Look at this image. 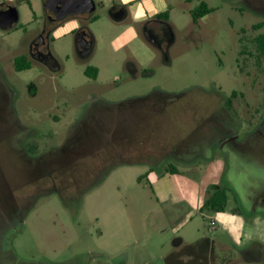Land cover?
Segmentation results:
<instances>
[{"label":"rangeland","instance_id":"1","mask_svg":"<svg viewBox=\"0 0 264 264\" xmlns=\"http://www.w3.org/2000/svg\"><path fill=\"white\" fill-rule=\"evenodd\" d=\"M6 1L16 3L20 21L9 33L0 28V66L17 92V117L42 151L58 152L66 138L79 133L87 137L80 124L100 99L132 97L137 109L146 100L158 113L155 124L137 135L131 154L123 160H88L73 180L63 173L57 189L31 183L10 148L8 131L0 127V174L11 179L0 177V190L13 193H7L11 202L0 206V225L6 227L11 211L18 209L23 221L8 226L16 228L8 242H0V264H167L165 257L181 238L194 242L205 236L216 241L213 264H229L243 260L238 248L226 245L229 236L244 249L252 241L264 246V213L252 211L237 186L264 179V130L245 151L209 149L204 140L217 134L227 112L224 103L234 93L233 112L244 122L243 131L264 116V57L258 60L252 45L264 33V0H164L172 30L165 59L146 43L140 24L135 37L127 25L108 17L107 0H95L100 19L89 24L96 37L89 57L77 51L78 19L53 27L51 61L54 70L61 69L58 74L41 66L16 72L15 59L27 54L45 26V0ZM201 3L213 12L195 25L191 15ZM128 58H137V64L150 61L145 66L152 75L131 80L124 71ZM32 81L39 83L37 96L29 93ZM3 121L0 116V126ZM190 136L200 145L188 144L179 160L150 157L154 143ZM169 165L179 172H165ZM96 168L105 175L89 186L87 175ZM149 172L154 190L142 178ZM213 185L228 188L222 215L204 207ZM214 219L215 228L208 227ZM245 235L256 240L245 242ZM206 255L211 260L213 254Z\"/></svg>","mask_w":264,"mask_h":264},{"label":"flooded vegetation","instance_id":"2","mask_svg":"<svg viewBox=\"0 0 264 264\" xmlns=\"http://www.w3.org/2000/svg\"><path fill=\"white\" fill-rule=\"evenodd\" d=\"M3 4L4 6L10 5L18 9L16 3L0 0V12L4 10V6L1 7ZM96 11L94 13H84L74 17H68L61 22H50L45 15V26L30 43L27 54L15 59L14 69L16 72L27 73L35 66H41L53 74H58L61 69L59 68L58 71H55L51 61V33L56 24L63 23L69 19H78L81 22V26L76 33L77 51L81 58L89 57L94 50L96 42V37L90 30L89 24L95 23L100 19ZM107 12L108 17L116 24L127 25L134 32L135 37H137V24H140L144 39L150 48H154L156 52H160L164 59L169 56V44L172 34L171 26L169 25L170 13L168 17L162 16L165 13L163 12L137 21L133 18L129 8L116 0H111ZM191 16L195 25H198L200 20L204 18L195 22L193 15ZM17 26L3 31L9 33L17 29ZM82 41H87L91 44L89 46L90 52L86 56L82 55V49L80 48ZM151 59L154 58L151 57ZM18 61H21L26 67L19 69ZM137 63V58H128L124 63V71L131 80L137 81L139 76L150 77L152 75V70L146 67V64L149 65L151 63L150 61L149 63ZM95 71L93 70L94 73ZM31 86L34 87L35 93L31 92ZM28 90L32 96H37L39 83L34 81L30 82L28 84ZM16 97L17 92L14 86L10 84L7 75L0 66V116L4 118L3 125L0 127L8 131L7 134L9 135L11 150L18 153L21 161L25 164L27 178H29L31 183H35L38 189L48 184H52L57 189L59 183H62L59 177L63 173H66L65 177L73 180V175L78 171V167L88 160L99 158L100 156L106 158L108 161L110 159L113 161L123 160L128 153L131 154V149L134 148V143H137V135L141 134V130L149 128L150 124H155L154 118L158 113L156 105H146L144 103L146 100L137 109V101H132V97L116 101L100 99L101 102H98L97 107L89 110L86 115V121L82 122V125L80 124L86 130L87 137H83L79 133L74 137L66 138L59 147L58 153L53 150L42 151L40 149L36 139L32 138V132L29 127H26L17 117L15 111ZM133 98L137 99V96ZM150 99L151 97L148 100ZM224 104L227 111H224L226 114L223 120L224 123L217 128V134L215 136H206L204 140L208 142L209 149L220 150L226 146H231V148L245 151L256 139L258 140V136L264 130V116L260 122L255 125H249V128L243 131L242 124L244 122L233 112V101L231 104H228V102ZM202 128V125L198 126V129L202 130ZM21 138L23 142L20 141ZM198 141V138L194 136L177 140L172 139L171 141H160L159 143H154V147L149 149V154L152 159L179 160L181 155L187 153L188 144L191 143V145H194ZM198 144L200 145V141ZM103 170L102 168L89 170L87 175V182L89 184H87L89 186L94 185L99 179L104 177L105 170ZM0 177L2 179L4 177L8 182L11 180L3 173L0 174ZM4 182L7 185L5 187L10 188L6 180ZM237 186L242 194H247L245 202L249 208L252 211L260 210L264 213V179L254 177L250 181H245L243 185L237 184ZM222 187L226 190L228 189L227 187ZM0 192L4 194V197L1 198L3 201L0 200V206L2 204H9L11 197L7 193L13 195L11 189L9 191L0 190ZM10 214L6 227L2 228L4 222H0V224H3L2 226L0 225V238L2 239L0 242L2 246L5 241L8 242L9 237L13 234L14 228H16L14 227L10 230L11 227L8 228V226L11 224L13 227L14 224L23 223L20 209L13 210ZM181 251L178 253H181ZM242 257L245 261H255L257 264L264 263L263 244L259 243V241H252L249 247L243 250ZM17 262L20 264L23 263L19 260ZM228 263L230 264L231 262L229 261Z\"/></svg>","mask_w":264,"mask_h":264},{"label":"crops","instance_id":"3","mask_svg":"<svg viewBox=\"0 0 264 264\" xmlns=\"http://www.w3.org/2000/svg\"><path fill=\"white\" fill-rule=\"evenodd\" d=\"M116 1L120 2L123 5H126L129 8V10L131 11V14H132L133 18L135 20H137V21L143 20V19H145L146 17H149V16H153V15H157V14L169 11V7L165 4L164 0H162V2L164 4V8L163 9H159L157 14H151L147 10H145V17L138 20L135 17V14L132 11V9L134 7L143 5L144 3H143L142 0H127V2H126V0H116ZM160 2H161V0H153L154 4H158ZM106 3H108V4H106ZM110 4H111V0H107L105 2V4H103V7L104 8H109ZM177 170H178V168H177ZM146 175H147L146 179L148 181V184L154 190L153 184H152V182L149 179L150 172L147 173ZM159 176H164V172H161L159 174ZM218 214L222 215L220 213H218ZM234 220H235V217H232V219L229 220L230 224H233ZM214 223H216V219H214V221L212 223H210L208 225V227H210V228L214 227L215 228ZM245 238H246L245 242L246 241L248 242V241L256 240L255 237L251 236V235H245ZM240 242H243V240H241ZM215 243H216L215 240L210 239L207 236H205V237H203L201 239H198V240H196L194 242H186L185 239L181 238L178 241V245H176L175 251L170 253V254H173V253H176V252H179V251L182 250L181 253H182L183 256L181 257V259H182L183 264H213V261L215 260V256H214ZM226 243H227L226 245L232 246L235 249L238 248L239 251L243 252V249H244L243 246H238V244H236V242H234V240H232V238L230 236H229L228 242H226ZM208 252L213 254L212 257H211V260L206 255ZM169 255H167V256H169ZM167 256L165 257V260H166ZM230 262H231L230 264H257L255 261H245V260H237V261H230ZM145 264H147V262Z\"/></svg>","mask_w":264,"mask_h":264},{"label":"water","instance_id":"4","mask_svg":"<svg viewBox=\"0 0 264 264\" xmlns=\"http://www.w3.org/2000/svg\"><path fill=\"white\" fill-rule=\"evenodd\" d=\"M4 4L1 6L3 7ZM95 0H45L44 13L50 22H61L68 17H74L84 13H94L97 10ZM0 12V28L9 30L16 27L20 21V12L13 6H4ZM87 41L80 43L82 55L86 56L90 52ZM58 71V70H55Z\"/></svg>","mask_w":264,"mask_h":264},{"label":"trees","instance_id":"5","mask_svg":"<svg viewBox=\"0 0 264 264\" xmlns=\"http://www.w3.org/2000/svg\"><path fill=\"white\" fill-rule=\"evenodd\" d=\"M212 12H213V9H211L206 3H201L199 7H197L192 12V15H193L194 21L197 22L199 19L209 15ZM169 13L170 11H166L165 13L162 14V16L168 17ZM252 45L257 52L258 60L262 59L264 57V33L259 34L257 37H255V39H253L252 41ZM244 52L245 51L241 53L245 55ZM18 67L19 69H24L26 66L21 61H18ZM30 90L32 93H35L33 86L30 87ZM234 97H237L236 93H234L231 96V98L228 99L227 101L228 104H231V102L233 101L232 99ZM165 172L176 174L179 171L173 165H169L167 168H165ZM142 178H147V175L144 177L142 176ZM228 200L229 198H228L227 190L220 185H213L211 187L210 195L207 201L205 202L204 207L215 213H221L225 211L227 204H228ZM182 256H183L182 253H178V252L170 254L166 258V263L167 264H183L182 259H181Z\"/></svg>","mask_w":264,"mask_h":264},{"label":"clouds","instance_id":"6","mask_svg":"<svg viewBox=\"0 0 264 264\" xmlns=\"http://www.w3.org/2000/svg\"><path fill=\"white\" fill-rule=\"evenodd\" d=\"M163 8H164V4L162 0L158 4H154L153 0H144L143 5L134 7L132 11L134 12L135 17L139 20L145 17V10H147L151 14H157L159 9H163Z\"/></svg>","mask_w":264,"mask_h":264}]
</instances>
